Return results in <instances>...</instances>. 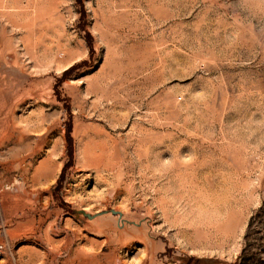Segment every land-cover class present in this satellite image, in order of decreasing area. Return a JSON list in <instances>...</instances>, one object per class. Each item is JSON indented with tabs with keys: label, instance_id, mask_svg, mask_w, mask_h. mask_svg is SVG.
<instances>
[{
	"label": "rangeland",
	"instance_id": "obj_1",
	"mask_svg": "<svg viewBox=\"0 0 264 264\" xmlns=\"http://www.w3.org/2000/svg\"><path fill=\"white\" fill-rule=\"evenodd\" d=\"M0 243L264 264V0H0Z\"/></svg>",
	"mask_w": 264,
	"mask_h": 264
},
{
	"label": "water",
	"instance_id": "obj_2",
	"mask_svg": "<svg viewBox=\"0 0 264 264\" xmlns=\"http://www.w3.org/2000/svg\"><path fill=\"white\" fill-rule=\"evenodd\" d=\"M74 214L76 216H82V217H84V218H86L88 220H94V219H96V218H98L100 216L107 215V214H112V215L119 216V217L122 216V213L116 212L114 210L105 211V212H102V213H98L96 215H91V214H89V213H87L85 211H75Z\"/></svg>",
	"mask_w": 264,
	"mask_h": 264
},
{
	"label": "built area",
	"instance_id": "obj_3",
	"mask_svg": "<svg viewBox=\"0 0 264 264\" xmlns=\"http://www.w3.org/2000/svg\"><path fill=\"white\" fill-rule=\"evenodd\" d=\"M4 246L0 243V255H3Z\"/></svg>",
	"mask_w": 264,
	"mask_h": 264
}]
</instances>
